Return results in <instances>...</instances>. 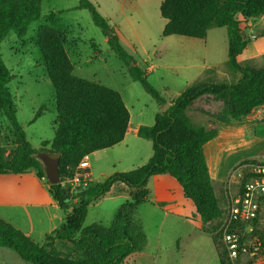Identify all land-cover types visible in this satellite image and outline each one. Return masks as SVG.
I'll return each instance as SVG.
<instances>
[{
	"label": "trees",
	"instance_id": "16d2710c",
	"mask_svg": "<svg viewBox=\"0 0 264 264\" xmlns=\"http://www.w3.org/2000/svg\"><path fill=\"white\" fill-rule=\"evenodd\" d=\"M42 3L43 0H0V46L10 32L20 39L27 35L30 25L41 17ZM78 8L90 13L93 24L103 31L111 50L132 79L140 82L162 108L167 101L149 83L147 71L135 62L99 7L91 0H80ZM160 14L166 20L163 37L205 39L210 29L227 28V65L241 77L236 83L197 81L188 86L170 102L167 112L160 110L156 114L153 126L138 129V136L153 146V155L147 163L128 172L115 173L104 182L91 183L76 196L62 186L63 179L74 177L84 158L116 146L126 136L130 112L122 95L101 83L76 76L63 33L47 25L39 26L37 45L55 90L57 121L53 141H44L40 148H35L18 121L9 88L13 77L0 48V113L12 128L16 146L8 156L0 147V175L35 171L43 179L46 170L42 155H56L57 179L49 182L50 192L59 207L67 212L63 228L47 236L44 246L0 218V247L14 250L32 264H130L129 259L143 252L147 244L142 225L134 216L138 207L147 201L150 178L162 174H168L181 185L184 196L194 204L207 228L222 217L220 199L204 152L205 145L217 137L218 131L196 124L188 109L199 98L212 96L226 103L232 120L243 122L254 110L264 108V65L255 67L240 62L250 41L243 24L264 15V0H163ZM44 110L41 108L36 118ZM117 184L128 187L131 198L121 206L111 225L93 224L83 228L89 206ZM57 240L73 244L84 252V258L63 254L54 245ZM218 255L221 264H227L225 253Z\"/></svg>",
	"mask_w": 264,
	"mask_h": 264
},
{
	"label": "rangeland",
	"instance_id": "374dc122",
	"mask_svg": "<svg viewBox=\"0 0 264 264\" xmlns=\"http://www.w3.org/2000/svg\"><path fill=\"white\" fill-rule=\"evenodd\" d=\"M91 1L100 8L103 16L109 18L115 30H119L122 35L121 43L135 62L153 69L148 72L139 66L147 71L149 83L161 93L166 103L175 100L196 81H237L236 74L227 65V28L210 29L205 39L179 35L163 37L166 25V20L160 14L163 0ZM79 2L80 0H43L41 17L30 25L27 35L20 39L14 32H10L0 46L3 60L13 77L9 88L17 107L18 121L35 148H39L42 141H53L57 121L55 90L37 45V31L41 25L50 26L63 33L66 51L75 67V75L121 93L133 124L153 126L156 114L164 107L158 105L140 82L132 79L126 66L111 50L103 31L93 24L90 13L78 8ZM214 68L221 72L210 79L208 73ZM221 73L223 74L219 75ZM219 76H223V79ZM197 105L193 107L194 114H197V110L200 112L199 110L205 109L209 123L227 127L230 121H234L230 118L224 101L205 97ZM43 107V115L36 118L37 112ZM235 123L248 124L251 127L250 133L236 135L231 143L222 142L223 153L220 144L214 142L212 145L214 154L211 161L216 168L217 165L221 168L215 176L223 178L229 171L225 181L218 184L213 182L223 213L227 192H234L247 180L244 165L261 159L240 160L252 152L264 154V140L257 141L253 129L255 126H264V114L253 122L246 119ZM128 139L129 150L136 154L130 162L119 161L120 156L114 154L117 150L97 151L88 157L95 182H104L115 173L132 170H129L133 168L132 164L138 166L141 163L142 157L138 153L140 146L133 137ZM135 139L148 145L151 151V142L138 137ZM13 143L12 128L7 118L0 113V147L7 156L11 154ZM233 148L236 149L234 154L229 151ZM221 157L224 159L221 160ZM42 158L49 179L56 178L57 159L50 155H42ZM64 181L66 182V178ZM66 185L67 189L72 188L71 184ZM178 187L182 191L181 186ZM126 195V191L113 190L91 204L83 228L93 224L109 227L121 206L128 200L123 197ZM185 200L183 195L180 199L175 198L170 209L173 211L169 210L168 213L150 202L138 207L134 220L141 223L147 244L145 251L136 255V264H221L219 252L225 253V261L230 264L225 247L216 234L222 217L211 228H207L196 212L195 217L189 213L188 220L177 216L176 214H184L182 201ZM186 201L193 205L191 201ZM238 235L241 242L249 247L255 241L262 242L261 255L264 262V221L245 223L242 227L240 225ZM55 247L75 259L85 256L83 251L63 240H58ZM245 259L244 256L240 264H244Z\"/></svg>",
	"mask_w": 264,
	"mask_h": 264
},
{
	"label": "crops",
	"instance_id": "0c3cea01",
	"mask_svg": "<svg viewBox=\"0 0 264 264\" xmlns=\"http://www.w3.org/2000/svg\"><path fill=\"white\" fill-rule=\"evenodd\" d=\"M107 19L109 20V18ZM111 26L113 27L112 24ZM243 26L245 28V32L247 36L250 37V41L248 42L245 52L240 57V62L242 64H251L252 66L255 67H261L264 65V59H263L264 35H262V33L264 32V15L256 19H250L245 21ZM116 31H117L116 32L117 35L119 36L122 42L121 33L119 32V30ZM251 37H253V39H251ZM142 68L146 69L148 72L153 71L151 67H147V68L142 67ZM74 71H75V67L73 73ZM220 72L217 70V68H214L211 72L208 73V77L210 79L214 78ZM222 74L223 73L219 75ZM235 74L237 77L236 82H238L241 75L238 73ZM209 75L210 76L213 75V76L210 77ZM219 77L223 79V76H219ZM204 81H210V80L208 79ZM211 82H228V81L223 79L222 81H211ZM205 97L213 98L212 96H203L198 100H196L194 104L189 107L188 115L196 124L205 126L208 130L216 129L218 131L217 137L212 141H210L209 143H207L204 147L205 157L209 167L210 176L212 178V181L213 182L216 181L218 184L226 180L229 171L228 173L225 174L226 176H224L223 178L215 176V174L218 173L221 170V168L218 165L216 168V165H214L211 161L212 156L214 154V148L212 147L213 143L215 142L220 144V150L223 153V149L221 147L222 142L228 141L229 143H231L232 140L236 138V135L242 132L250 133L251 129L249 130V128L251 127L248 124L241 125L239 123H235L236 121H232V122L230 121L229 125L227 126L228 128L225 126H219L216 123H209L207 122L206 119L207 113L205 109L199 110L200 112H198L197 110V114H194L193 107L199 104L202 101V99ZM263 114H264V108H258L254 110L247 119L249 122H253ZM131 117L132 116L130 114L129 126L124 140L121 143L117 144L116 146L107 149V150H117L116 153L114 152V154L120 156V158H118L119 161L130 162L134 159L136 155L134 151L131 152L129 150L128 137L130 136L133 137L135 143L138 144L140 146V150H142V152L140 150L138 152L141 155L142 160L138 166L132 164L134 166H132L133 168H129V170L130 169L133 170L135 168L144 165L153 155V146L151 151H149L148 145L139 143L135 139L136 137L140 138L138 136V129L140 128V126H145V125H142L141 123L133 124L131 122ZM253 129L255 136L254 138L257 141L262 142V140H264V126L263 125L255 126ZM15 148L16 146L13 143V149L11 153L15 150ZM49 148L50 146H48V149ZM229 151H231V153L234 154L236 149L233 148L230 149ZM43 155H50L57 159V156L51 153H45ZM248 155H249L248 157L241 159L240 162L243 160L262 159L264 157V154H261L260 152H252ZM89 156L86 157L87 161ZM222 159H224V157H221V160ZM215 168L217 170H215ZM45 170H46V165H45ZM76 174L74 175V177L66 178V182L65 181L62 182V186L67 191H69L71 195L74 196H76L84 187L90 185L91 183H95L90 163H89V169L87 170V175L83 179H80L79 182H76L77 179ZM56 179L57 178L50 180L47 173L45 174V178L41 179L37 176V173L35 171L20 175L17 174L0 175V218L5 220L15 228L20 229L30 238H32L36 243L42 246L46 244L47 236L51 234H55L56 232L60 231L63 228L67 218V212H65L59 207L58 203L55 201L53 195L50 192L49 182L55 181ZM66 184H71L72 188L70 190L67 189ZM178 184L179 183L168 174H162L151 177L146 187V191L148 195L147 201H145L144 203L150 202L151 204L164 209L166 213H168L169 210L171 209V203L175 200V198L180 199L181 195L184 196L183 189L181 191L180 187H178L180 184L179 185ZM113 190L126 191L127 195L123 197L130 200L131 190L125 185L117 184L113 186V188L111 189V191ZM184 198L188 200L185 196ZM186 200L182 201L184 214L182 215L176 214V215L185 217L188 220L189 213H192L194 217L197 215L195 214L196 208L194 204L192 203L193 205H190ZM76 201L77 198L74 199V202ZM172 213L175 214L177 212H172ZM57 241H55L54 243L55 246ZM143 252L138 254L141 255ZM138 254H135L131 259H129L128 262L130 264H136L134 259ZM154 259L155 258H153V261ZM0 264H32V263L24 261L21 258V256L14 250L6 247H0ZM150 264H156V263L151 262Z\"/></svg>",
	"mask_w": 264,
	"mask_h": 264
},
{
	"label": "built area",
	"instance_id": "2783aa9c",
	"mask_svg": "<svg viewBox=\"0 0 264 264\" xmlns=\"http://www.w3.org/2000/svg\"><path fill=\"white\" fill-rule=\"evenodd\" d=\"M88 169L89 163L84 158L78 166L76 182L87 175ZM244 170H247L245 183L226 194V205L216 234L225 247L230 264H240L244 256V264H264L262 242L255 241L249 247L241 242L238 235L241 224L264 221V157L258 162L245 164Z\"/></svg>",
	"mask_w": 264,
	"mask_h": 264
},
{
	"label": "water",
	"instance_id": "95a60500",
	"mask_svg": "<svg viewBox=\"0 0 264 264\" xmlns=\"http://www.w3.org/2000/svg\"><path fill=\"white\" fill-rule=\"evenodd\" d=\"M112 34L114 35L115 33L112 32ZM171 104L170 103H165L164 107L162 109V112H167V110L170 108Z\"/></svg>",
	"mask_w": 264,
	"mask_h": 264
}]
</instances>
